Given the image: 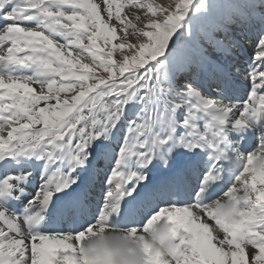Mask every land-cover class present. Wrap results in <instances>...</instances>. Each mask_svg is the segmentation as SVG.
I'll return each instance as SVG.
<instances>
[{
	"label": "snow or ice",
	"instance_id": "obj_1",
	"mask_svg": "<svg viewBox=\"0 0 264 264\" xmlns=\"http://www.w3.org/2000/svg\"><path fill=\"white\" fill-rule=\"evenodd\" d=\"M241 2L243 23L261 28L248 86L222 75L229 103L189 86L179 132L176 103L163 130L151 110L121 121L151 96L152 62L192 0H0V264H89L83 244L97 230L165 219L175 252L145 246L143 264H264V136L240 152L229 135L264 121V0ZM232 150L234 167H220ZM31 158L44 161L42 183L16 212L7 200L24 194ZM223 200L242 209L232 226L209 207Z\"/></svg>",
	"mask_w": 264,
	"mask_h": 264
},
{
	"label": "rangeland",
	"instance_id": "obj_2",
	"mask_svg": "<svg viewBox=\"0 0 264 264\" xmlns=\"http://www.w3.org/2000/svg\"><path fill=\"white\" fill-rule=\"evenodd\" d=\"M170 2L172 0H156L158 4L167 5ZM243 17L244 5L241 0H192L183 21L172 32L164 52L152 62V72L158 81H154L156 87L151 96L131 100L121 125L126 127L128 119L142 118L146 111L151 110L156 120L155 127L163 130L165 122L173 118L170 107L176 103L181 106L175 110L174 122L177 130L182 132L180 121L189 110L184 103L189 86L220 100L214 92L220 91L222 75L228 72L233 78H247L246 72L256 55L255 36L261 28L245 25ZM217 38L223 44H218ZM116 58L117 54L114 53L113 59ZM214 78L218 82L214 83ZM210 82L214 85L206 89ZM240 83L245 82L242 80ZM162 112L164 116H161ZM233 142L236 144L234 139ZM203 163L208 166L207 160Z\"/></svg>",
	"mask_w": 264,
	"mask_h": 264
},
{
	"label": "clouds",
	"instance_id": "obj_3",
	"mask_svg": "<svg viewBox=\"0 0 264 264\" xmlns=\"http://www.w3.org/2000/svg\"><path fill=\"white\" fill-rule=\"evenodd\" d=\"M209 207L221 224L232 226L242 219V209L228 200L214 201ZM175 227L167 219L151 225L146 232L135 234L119 225L106 226L104 231L97 230L95 235L89 236L81 256L88 257L89 264H100L95 259L97 256L109 264H143V249L148 246L154 253L169 257L175 252Z\"/></svg>",
	"mask_w": 264,
	"mask_h": 264
},
{
	"label": "bare ground",
	"instance_id": "obj_4",
	"mask_svg": "<svg viewBox=\"0 0 264 264\" xmlns=\"http://www.w3.org/2000/svg\"><path fill=\"white\" fill-rule=\"evenodd\" d=\"M25 71H28V69H25ZM256 140L257 139L254 138V141H256ZM106 141H108V140H106ZM252 144H254V143H252ZM255 147H258V145L256 144ZM31 159H33L36 162L41 161L42 163H44L43 160H36L34 158H31ZM204 167H206V166H204ZM205 170H207V169L205 168ZM43 171H44V169H42V170L39 171V175L37 176V184H36V186L34 188H29L26 185H24L25 192H24L23 195H20V198H21V201H22V206H25L28 203V201L32 199L33 195L36 194L37 189L40 187V185L42 183V173H43ZM96 192H97L98 195L100 194L99 188H97ZM56 195H60V193H56ZM53 197H55V196H53ZM20 210H21V208H19L17 210V212H20ZM49 210H51V206L49 207Z\"/></svg>",
	"mask_w": 264,
	"mask_h": 264
}]
</instances>
